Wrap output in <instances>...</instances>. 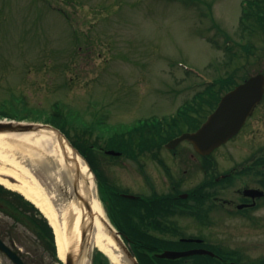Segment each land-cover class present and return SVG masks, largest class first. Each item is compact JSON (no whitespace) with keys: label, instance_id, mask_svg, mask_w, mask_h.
I'll return each mask as SVG.
<instances>
[{"label":"rangeland","instance_id":"1","mask_svg":"<svg viewBox=\"0 0 264 264\" xmlns=\"http://www.w3.org/2000/svg\"><path fill=\"white\" fill-rule=\"evenodd\" d=\"M241 2L0 0V106L13 93L15 97L23 95L29 106L40 111H51L56 101H62L63 106L72 108L67 118L94 127L93 133L81 135L107 146L104 137L112 136L118 123L174 113L204 83L219 76L232 74L242 80L245 75L264 72V30H260L253 46L256 52L251 53L253 64L240 58L241 43L249 41L242 34ZM259 29L262 28L258 32ZM253 35L251 41L256 36ZM240 63L249 67L236 71ZM49 119L62 123L61 117L50 115ZM252 127L253 124L219 149L218 159L236 163L251 156L257 142L251 136ZM69 131L75 137L76 131L72 128ZM261 135L264 136V128ZM16 150L23 153L16 154L23 162L29 157L28 151L37 157L44 155L35 148ZM98 155L108 183L122 190L133 194L153 192L150 181L139 170L144 166L154 177L156 192L164 187L168 189L159 170L155 177L154 169L145 160L143 164L128 156L106 157L101 152ZM180 179L181 191L202 180L188 176ZM95 184L99 198L101 191L96 178ZM234 198L237 203L238 198ZM102 203L105 216L113 223L107 202ZM190 217L189 214L176 217V222L180 227H192ZM213 220L210 232L190 228L185 233L205 235L211 245L224 250H238L246 263L264 256V230L258 231L252 218L242 219L235 209L231 212L219 209ZM91 224L94 223L87 224L88 229ZM0 227L27 264H61L47 251L36 227L24 213L12 208L9 213L0 209ZM178 248H181L178 244L170 246V249ZM98 250L92 244L90 264L99 258ZM108 263L112 264L110 260Z\"/></svg>","mask_w":264,"mask_h":264},{"label":"flooded vegetation","instance_id":"2","mask_svg":"<svg viewBox=\"0 0 264 264\" xmlns=\"http://www.w3.org/2000/svg\"><path fill=\"white\" fill-rule=\"evenodd\" d=\"M254 53L256 54L255 51ZM197 118H199L198 121L184 125H181V121L178 123L166 122L162 125V129L171 131L176 125L180 124L179 129L186 128L184 131H194L203 123L206 117H195L194 119ZM252 124L251 136L257 140L253 152L251 156L236 163L218 159L216 151L222 146L209 155L198 153L192 145H178L172 149L166 146L134 147L133 149L144 153L143 160L154 169L152 173L155 177L157 176V170L162 175L163 182L165 181L163 185H167L168 189L164 187L165 190L158 191L154 195L164 202L163 206L168 207L170 212L169 214H149L150 205L142 201L138 206L143 207L145 212L143 215L137 216L140 217L139 220L143 219L141 225H138L137 231L141 233H159V223L162 220L168 219L174 222L176 217L183 218L189 214L191 217L188 219L194 226L181 227L183 231L187 232L190 228H196L198 232H210L214 222L213 215L219 209L228 212L235 209L240 212L242 219L252 218L251 222L254 227L258 231H263L264 215L261 212L264 211V136L261 135V130L264 128V94L236 137L243 134ZM143 164L145 163L143 162ZM146 170L147 168L144 175L155 186L153 175L148 174ZM181 176L194 177V179L200 177L202 179L192 186L188 192H185L187 193V196L183 197L185 200H179L184 194L180 191ZM234 196L238 198L237 203H235ZM176 207L184 212L177 213L171 210L172 208L176 209ZM189 211L197 215H193ZM1 229L0 227V238L20 253L17 248L7 241ZM200 244L192 247H205ZM240 254L243 257L242 253ZM6 261H11L14 264L6 252L0 248V264H8ZM253 264H264V256L256 257Z\"/></svg>","mask_w":264,"mask_h":264},{"label":"bare ground","instance_id":"3","mask_svg":"<svg viewBox=\"0 0 264 264\" xmlns=\"http://www.w3.org/2000/svg\"><path fill=\"white\" fill-rule=\"evenodd\" d=\"M19 147L35 148L38 153L44 154L37 157L33 151H28L27 159L38 162L39 166L35 163L33 165L43 176L61 184L68 198L69 194L73 193V201L67 199L60 202V191L57 189L47 192L45 183L35 174L36 167H28L23 159L16 157L17 153H22L16 150ZM22 157L26 159L24 155ZM76 169L79 170V175ZM0 183L19 191L41 209L54 227L58 254L63 260L68 253H74L75 264H90V249L93 244L109 257L112 264H128L122 239L102 209L94 174L86 161L70 147L57 130L44 128L21 134L1 133ZM85 199L89 201L91 209L86 207ZM53 201L60 203L55 205ZM75 216L77 217L73 223ZM88 223H94L90 229L87 228L89 232L86 231ZM83 229L86 238L82 243ZM81 245L83 248H80Z\"/></svg>","mask_w":264,"mask_h":264},{"label":"trees","instance_id":"4","mask_svg":"<svg viewBox=\"0 0 264 264\" xmlns=\"http://www.w3.org/2000/svg\"><path fill=\"white\" fill-rule=\"evenodd\" d=\"M264 0H246L243 5V18H264ZM251 27V24L250 26ZM248 27V28H249ZM229 37V36H227ZM250 42H247L249 44ZM219 46V45H218ZM246 46V45H245ZM244 46V47H245ZM248 47V45L246 46ZM239 68L236 69L238 71ZM237 80L234 75L229 77L219 76L214 80V85L220 83L221 87L219 89H215L214 85L208 86L207 90H211L212 95H208L204 90L203 92L197 95L195 103H190L187 101L185 105L174 114V117H199L200 113L206 109L207 106H215L218 101L219 94L217 91H221L224 85H230L232 83H236ZM223 86V87H222ZM217 92V93H216ZM212 98V100H211ZM193 111V113H192ZM36 109L30 107L27 102L23 99L22 101H17L16 98L6 99L2 105L0 106V118L8 117L14 119H27V118H37L40 117L39 114H35ZM198 114V116L196 114ZM54 117H61L62 123H54L50 120H47L49 123L56 124L72 141V143L80 150V152L87 158L88 162L96 172L97 176L100 179V182L103 185H108V190L112 196L116 197L117 194L111 185H109L106 181L105 175L101 172L99 166L100 161L98 159V151L101 147L97 140H92L89 136H82L83 133H93V127H86L83 124H79L77 121L70 120L69 114L70 111H65L62 103L57 102L55 104V109L53 112ZM153 121L157 122V118L148 117V118H140L135 123L131 125H126L125 127H121L117 132H115L112 136L108 137L107 147H114L119 150H126L127 146L137 144L141 147H145L148 145H152L156 142H164L165 139L153 136L151 134H147L146 129L143 125L148 122ZM69 128H72L76 131L75 137L71 135ZM101 137V136H99ZM160 138V139H159ZM103 191L106 188L102 187ZM128 201H136V200H128L123 199V202ZM108 203V201L106 200ZM113 202V201H112ZM0 203L3 204L4 209L9 213V208L14 209L16 212L24 213L26 217L34 224L37 229L38 235L44 242L45 248L51 254L53 258L58 262L60 261L63 264L62 260L59 259L57 254V246L55 241V234L52 226L49 224L48 219L44 216L39 208L35 206L30 200H27L23 195L18 192L10 191L3 186L0 185ZM17 203V205H15ZM120 203V202H119ZM109 205V203H108ZM125 203H122V206H119L116 214L118 216H126V208ZM112 208V207H111ZM109 209L112 214V209ZM24 210H28L26 212ZM136 213V210H133ZM13 214V213H12ZM120 218V217H119ZM126 224V223H125ZM120 229L124 231L123 226H120ZM130 229V230H129ZM129 232H125L128 236V241L131 242V249L137 255L139 261L142 264H211V262L215 261L214 257L209 255L206 256H194L192 262H190L187 258H182L178 260H169V259H160L153 255L155 251H160L163 247H170L174 244H184L181 241H172L167 238L160 237L158 235H145L142 233H137L134 230H131L130 224L128 225ZM217 253H221L220 249L213 248ZM97 256L95 264H109L107 257L101 252L97 251ZM225 253L229 254V258L235 259V252L232 250H227ZM193 257V258H194ZM223 264V263H218ZM227 264V263H225Z\"/></svg>","mask_w":264,"mask_h":264},{"label":"water","instance_id":"5","mask_svg":"<svg viewBox=\"0 0 264 264\" xmlns=\"http://www.w3.org/2000/svg\"><path fill=\"white\" fill-rule=\"evenodd\" d=\"M264 91V75L257 74L250 77L244 83L238 85L235 89L228 92L220 101L216 110L210 114L209 119L204 123V125L195 132L192 133H184L182 136L174 139L169 144L171 146L176 145L181 140L188 138L196 147V149L202 153H210L215 147L221 145L225 141H227L230 137L236 134L243 123L245 122L247 116L252 112L254 106L260 101L262 98ZM44 128H52L57 130L61 135H63L58 129L54 128L50 125H44L34 122H15L13 120H0V134L1 133H12V134H21L26 132H34L40 131ZM70 147L77 153V150L70 144ZM109 153H114V151H108ZM76 173L79 175V170L76 169ZM49 182L46 185V190L49 192L54 189L60 191V197H58L59 201H73L74 194H69V198L67 193L62 188V185L55 182L53 179H47ZM55 191V190H54ZM131 196V195H127ZM59 201H53L56 205ZM86 207L91 209L90 203L87 199L84 200ZM59 202V203H60ZM75 216L72 219L74 223ZM86 231H88L86 227ZM82 243L86 238L85 229L82 231ZM76 243V242H75ZM74 244V243H73ZM0 245L4 249L7 250L9 255L13 258V260L17 264H25L15 252L11 251L3 242L0 241ZM80 248H83L82 245ZM124 252L126 255V259L129 264H140L138 260L135 258L131 250L123 244ZM67 264H75L74 253H68ZM192 254H210L215 255V253L211 250L206 249H193V250H185V251H176V250H165L162 253H158L157 255L162 258H171L176 259L183 256H188ZM232 264H237L233 262Z\"/></svg>","mask_w":264,"mask_h":264}]
</instances>
